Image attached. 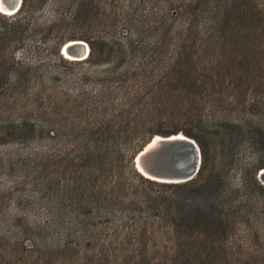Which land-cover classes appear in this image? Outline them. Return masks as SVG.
Returning a JSON list of instances; mask_svg holds the SVG:
<instances>
[{
    "label": "trees",
    "instance_id": "1",
    "mask_svg": "<svg viewBox=\"0 0 264 264\" xmlns=\"http://www.w3.org/2000/svg\"><path fill=\"white\" fill-rule=\"evenodd\" d=\"M52 30L53 59L16 56ZM72 39L85 58L61 56ZM55 60L91 70L60 84ZM175 133L199 148L195 175H140L133 155ZM3 144L0 264H264V4L21 0L0 13Z\"/></svg>",
    "mask_w": 264,
    "mask_h": 264
},
{
    "label": "water",
    "instance_id": "2",
    "mask_svg": "<svg viewBox=\"0 0 264 264\" xmlns=\"http://www.w3.org/2000/svg\"><path fill=\"white\" fill-rule=\"evenodd\" d=\"M20 1L0 0V13L13 14ZM88 50L87 44L80 39L65 41L59 47V53L69 60L85 58ZM199 163L200 152L196 142L181 133L153 135L132 157V165L140 175L164 183L191 179ZM256 177L264 185V167L257 171Z\"/></svg>",
    "mask_w": 264,
    "mask_h": 264
},
{
    "label": "rangeland",
    "instance_id": "3",
    "mask_svg": "<svg viewBox=\"0 0 264 264\" xmlns=\"http://www.w3.org/2000/svg\"><path fill=\"white\" fill-rule=\"evenodd\" d=\"M258 1L261 4H264V0H258ZM52 14H53V11L50 7V4L48 2H46L43 4L42 3L37 4L35 6L33 13H32V18H37L39 20H43V19L48 20L51 18ZM56 27L57 26H55L53 29H55ZM57 32L58 31H56V30H52L50 33H47V36L45 39H44V37L41 36V33L36 34L33 38L30 39V41L24 47V48H29V51L26 52L25 49H18L16 51V56L17 57L23 56V57L30 59V60H33V61H48V60L53 59V57L51 55L52 51H51V47L49 45V42L54 39V36H58ZM72 33L78 34V33H80V31L79 30H74V31L61 30L60 36L65 37V36L72 34ZM82 41H84V40H82ZM84 42L87 44L86 41H84ZM87 46H88V44H87ZM35 48H37V49H35ZM88 48H89V46H88ZM50 70L55 72L58 75L59 83L61 84V83H63V81L72 78L74 75L78 76L80 74V72L86 71V70H91V68H89L88 66H85V65H78V64L68 63V62H65L62 60H60V61L55 60L54 63L52 64V66L50 67ZM11 146L12 147H10L9 144L0 145V154L5 153L6 151H11L13 149V147H15L13 145H11ZM234 178H235V174H234ZM15 199H16L15 195H12V196L10 195V199L8 198L5 201L6 206L9 209H16V210L25 212L26 210H25V207L23 206L25 204L23 202L16 203ZM235 233L236 234L238 233V229L235 230ZM258 234L260 237L259 241L263 242L264 241V229L262 231V236L260 235L259 231H258ZM263 244H264V242H263Z\"/></svg>",
    "mask_w": 264,
    "mask_h": 264
},
{
    "label": "bare ground",
    "instance_id": "4",
    "mask_svg": "<svg viewBox=\"0 0 264 264\" xmlns=\"http://www.w3.org/2000/svg\"><path fill=\"white\" fill-rule=\"evenodd\" d=\"M67 57V56H66Z\"/></svg>",
    "mask_w": 264,
    "mask_h": 264
}]
</instances>
